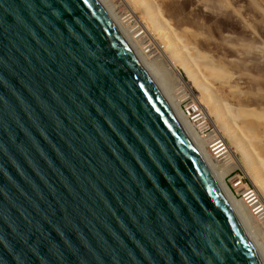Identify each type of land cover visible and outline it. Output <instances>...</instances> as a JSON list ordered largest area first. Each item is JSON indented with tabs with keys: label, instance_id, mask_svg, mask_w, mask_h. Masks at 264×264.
Wrapping results in <instances>:
<instances>
[{
	"label": "water",
	"instance_id": "water-1",
	"mask_svg": "<svg viewBox=\"0 0 264 264\" xmlns=\"http://www.w3.org/2000/svg\"><path fill=\"white\" fill-rule=\"evenodd\" d=\"M0 264H264L107 0H0Z\"/></svg>",
	"mask_w": 264,
	"mask_h": 264
},
{
	"label": "rangeland",
	"instance_id": "rangeland-1",
	"mask_svg": "<svg viewBox=\"0 0 264 264\" xmlns=\"http://www.w3.org/2000/svg\"><path fill=\"white\" fill-rule=\"evenodd\" d=\"M109 2L117 7L115 13L126 16L128 10L122 4V0ZM154 2L163 13L169 28H172L170 32L178 33L182 36L184 45L194 48L219 66L223 73L226 72L223 74V77H226L225 82L221 77L224 85L221 81L212 82L218 92L217 95L221 96L218 99L223 104L225 102L246 112V121L251 123L253 121L258 126L259 138L262 141L257 145L259 153L260 146L264 151V0H154ZM135 18L144 20L143 16ZM146 42L149 45L153 44L149 38ZM157 54L159 53L153 56V61L159 57ZM202 72L204 74L203 69ZM157 73L159 75V72ZM170 86H166L168 91L175 102L180 103V109L187 115L190 123L200 131V140L211 158L217 162L218 169L227 172L226 181L235 196L245 199L244 203L254 216V222L258 223L262 230L260 235H263L264 241L262 225L264 221L260 220L259 214L257 215L259 210L254 211L257 202L251 197L252 192L258 190V186L252 183L244 172L234 168L231 156L228 155V148L219 137H216L218 136L216 129L201 111L199 103L194 102L191 92L176 82L171 81ZM193 92L198 99L202 97L198 89H194ZM229 149L234 151L232 147ZM260 156L264 157V153L261 152ZM247 192L251 194L249 199L245 195Z\"/></svg>",
	"mask_w": 264,
	"mask_h": 264
},
{
	"label": "bare ground",
	"instance_id": "bare-ground-1",
	"mask_svg": "<svg viewBox=\"0 0 264 264\" xmlns=\"http://www.w3.org/2000/svg\"><path fill=\"white\" fill-rule=\"evenodd\" d=\"M107 2L114 14L122 22L133 43L155 67L156 71L159 72L164 85L171 87V81L176 82L180 86L182 85L191 92L194 102L199 103L201 111L208 117L210 124L216 129L218 135L216 137H219L228 148V155L231 156L234 168L244 172L246 177L258 186V190H254L252 195L249 192L245 195L247 198L250 197L249 195L255 198L254 201L257 204L253 209L254 211L259 210L256 213L257 215L259 214L260 220L264 221V157H262L263 155L260 156V153H264V151L260 146L261 152L259 153L257 146L262 141L259 138L258 126L252 120V123L247 122L248 120L246 121V112L239 108H233L225 102L224 105L221 100L219 101L218 98H221V96L217 95L218 92H216V88L212 82L216 80L221 81L222 78L225 82L226 77L224 78L223 76L226 72L224 71L223 73V70L219 66H216L210 59L195 51L194 48H190L187 44L184 45V40L178 33L170 32L172 28H169L167 21L163 17V13L154 0H122V4L128 10L127 17L119 15L118 12L115 13V8L117 7L113 6L109 0ZM138 16H143L144 20L136 19L135 17ZM129 21H133L134 23L130 24L128 23ZM147 38L152 40V45L146 42ZM156 53H159L157 54L159 57L153 61L152 58H154L153 56ZM202 69L204 70V74ZM224 82L221 81L223 85L225 84ZM223 85L222 87H224ZM166 88L168 89V87ZM194 89H198L202 93L201 98L198 99L194 95ZM176 104L180 108V103ZM181 112L190 123L187 115L182 110ZM242 120L243 123H241ZM190 125L201 139L200 131L197 130L195 125L191 123ZM229 147L234 148V151H232L233 149L230 150ZM213 161L215 164L217 163L215 160ZM219 170L226 180L227 172ZM237 199L252 227L264 244L263 235H260L262 234V230L258 226V223L254 222V216L244 203L245 199Z\"/></svg>",
	"mask_w": 264,
	"mask_h": 264
}]
</instances>
